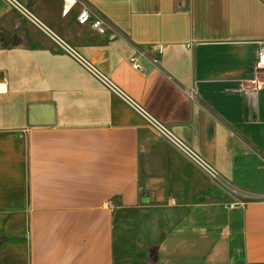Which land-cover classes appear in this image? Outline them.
Returning <instances> with one entry per match:
<instances>
[{"label": "crops", "instance_id": "crops-1", "mask_svg": "<svg viewBox=\"0 0 264 264\" xmlns=\"http://www.w3.org/2000/svg\"><path fill=\"white\" fill-rule=\"evenodd\" d=\"M63 6L0 0V264H264V0Z\"/></svg>", "mask_w": 264, "mask_h": 264}, {"label": "built area", "instance_id": "built-area-1", "mask_svg": "<svg viewBox=\"0 0 264 264\" xmlns=\"http://www.w3.org/2000/svg\"><path fill=\"white\" fill-rule=\"evenodd\" d=\"M72 6H73V0H64L63 12L67 13ZM76 22L80 26L90 23V26L93 30H95L100 34H103V28H102L103 21L99 18H92L91 11L86 7L81 8V10L79 11L76 17ZM130 63L134 70L137 71L140 70L139 65L135 63L134 59H131ZM254 69L257 75L261 72H264V43H262L259 49V53L254 65ZM251 84L254 86V88H259L261 86H264V82H262L257 78L253 80ZM106 85L113 93L120 95L114 86L110 85L109 83H106ZM145 120L147 121L149 127L160 138L165 139L166 141L174 145L177 149H179L181 152H183L185 155L189 156V153L186 150V148L177 139H175V137L172 136L170 131L164 125L148 117H146Z\"/></svg>", "mask_w": 264, "mask_h": 264}, {"label": "trees", "instance_id": "trees-1", "mask_svg": "<svg viewBox=\"0 0 264 264\" xmlns=\"http://www.w3.org/2000/svg\"><path fill=\"white\" fill-rule=\"evenodd\" d=\"M34 1L35 0H29V3L34 2ZM20 20H21V18L19 19V22L17 23L15 31L12 35L0 33V44L3 47H11V46H15L17 44L22 43L27 47L36 48L37 46H31L29 44V42L27 41L26 30H25L24 26H21ZM24 23H25V20H23V24ZM3 240H4L3 238H0V245L3 242ZM158 257H159V255L157 253V246L150 247L146 251V259H147L146 264H157Z\"/></svg>", "mask_w": 264, "mask_h": 264}]
</instances>
